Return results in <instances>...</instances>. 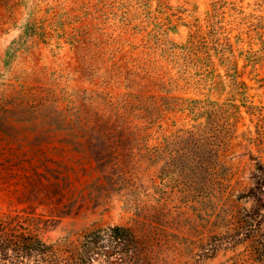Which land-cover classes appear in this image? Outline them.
<instances>
[{
	"label": "rangeland",
	"instance_id": "1",
	"mask_svg": "<svg viewBox=\"0 0 264 264\" xmlns=\"http://www.w3.org/2000/svg\"><path fill=\"white\" fill-rule=\"evenodd\" d=\"M0 237V264H264V0H0Z\"/></svg>",
	"mask_w": 264,
	"mask_h": 264
},
{
	"label": "trees",
	"instance_id": "2",
	"mask_svg": "<svg viewBox=\"0 0 264 264\" xmlns=\"http://www.w3.org/2000/svg\"><path fill=\"white\" fill-rule=\"evenodd\" d=\"M191 135L195 136L196 134L194 133H191ZM201 138L200 137H196L195 138V143L192 144L190 148V150L188 149L187 150V158H191L192 160H195L196 158H201V157H204V155L200 154V152L196 151L197 148L200 146V142H201ZM199 143V144H198ZM198 145V146H197ZM191 152V154H190ZM261 168V167H260ZM125 231L124 229L120 228V227H116L114 228V232H115V235L116 237H122V232ZM32 240V238H31ZM9 239L8 238H3V237H0V246L3 247V246H7L9 245ZM34 246V245H33Z\"/></svg>",
	"mask_w": 264,
	"mask_h": 264
}]
</instances>
